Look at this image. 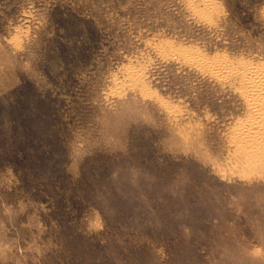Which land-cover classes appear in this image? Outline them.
<instances>
[{
  "label": "rangeland",
  "instance_id": "obj_1",
  "mask_svg": "<svg viewBox=\"0 0 264 264\" xmlns=\"http://www.w3.org/2000/svg\"><path fill=\"white\" fill-rule=\"evenodd\" d=\"M0 264H264V0H0Z\"/></svg>",
  "mask_w": 264,
  "mask_h": 264
}]
</instances>
